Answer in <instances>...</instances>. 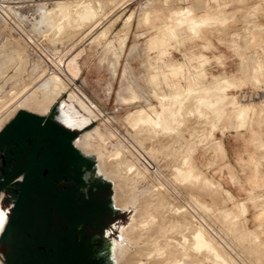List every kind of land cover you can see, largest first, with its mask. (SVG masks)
Masks as SVG:
<instances>
[{"label": "rangeland", "instance_id": "374dc122", "mask_svg": "<svg viewBox=\"0 0 264 264\" xmlns=\"http://www.w3.org/2000/svg\"><path fill=\"white\" fill-rule=\"evenodd\" d=\"M82 1L100 2L102 9L80 32L69 33L66 19L60 21L62 26L59 22L57 26L51 23V27L45 23L48 14L59 10L58 4L69 5L67 10L72 15ZM200 3L204 8L194 15H203L209 25L198 26L196 32L190 31L195 33L192 35L183 24L162 40L159 29L169 22V12ZM146 14L150 15L148 21ZM58 26L62 32L55 36ZM245 34L251 38L246 39ZM154 35L158 41L148 48L149 37ZM162 51L165 54L158 58ZM75 55L79 56V66L72 75L65 64ZM200 57L204 64L198 63ZM53 73L65 84V89L54 96L49 87ZM221 78L229 80L230 88L222 87ZM127 84L135 98L122 103L117 94L126 97L123 90ZM202 86L207 91L200 90ZM14 89L18 96H6ZM174 90L180 91L179 99L172 95ZM219 97L225 100L216 99ZM47 99L45 106L59 104L58 117L62 115L66 122L79 119L74 109L78 99L93 112L96 119L79 131L80 147L90 150L82 139L98 129L105 141L98 155L106 158L118 152L122 157L109 161L117 159L121 178L128 174H124L127 200L135 199L139 205L152 190L165 194L168 206L178 209L172 216L182 217L186 226L184 243L192 262L264 264V171L260 172L264 144L254 130L264 124V0H0V129L16 113L39 115L40 110L30 111L29 107ZM142 108L144 114L153 111L163 117L162 126L159 118V126L135 135L125 124V117ZM232 131H242L252 146L251 150L244 149L243 159L238 157L239 178L227 173L230 183L238 185L235 193L223 183L230 157L222 144ZM128 165L134 167L131 178L127 170L124 172ZM107 195L105 189L104 200ZM162 207L166 205L155 207L153 214ZM56 208L60 211L67 206L57 204ZM132 214L131 209L106 217L104 229L109 230L111 224L125 225ZM91 215L90 211L82 213L84 219ZM59 221L54 219L52 230L37 229L38 234L58 240ZM15 222L2 238L5 244H0L2 264H18L17 244L9 259L5 256L9 235L17 230L13 229ZM196 228L212 240L215 258L210 259L214 253L204 246L195 250L190 245ZM114 257L109 264L123 260ZM68 260L70 264H85L77 255ZM50 261L36 258L29 264Z\"/></svg>", "mask_w": 264, "mask_h": 264}, {"label": "flooded vegetation", "instance_id": "af4514ba", "mask_svg": "<svg viewBox=\"0 0 264 264\" xmlns=\"http://www.w3.org/2000/svg\"><path fill=\"white\" fill-rule=\"evenodd\" d=\"M58 105L55 102L45 115L16 113L0 129V244L16 221L5 256L9 259L17 244L18 264L36 258L70 264L73 255L85 264H109L122 225L111 224L106 230V217L127 210L114 206L111 186L97 173L93 157L74 147L80 132L58 120ZM57 204L67 208L58 211ZM86 211L92 213L89 219L82 217ZM56 218L58 240L40 236L37 229L52 230Z\"/></svg>", "mask_w": 264, "mask_h": 264}, {"label": "bare ground", "instance_id": "6f19581e", "mask_svg": "<svg viewBox=\"0 0 264 264\" xmlns=\"http://www.w3.org/2000/svg\"><path fill=\"white\" fill-rule=\"evenodd\" d=\"M74 5L75 4H73V6ZM68 6L65 8V6H63V5L59 6V4H58L59 10L56 9L58 11H56L55 13L50 12L51 14H48L49 16L48 17L46 16V18H45V20L46 19L48 20L45 23L46 24L48 23V25H50L51 23H52L51 25H54V24L56 25V23L59 22V24L61 25V23H64L63 22L64 19H66V23L70 24V28H71V29H69V30H71V31H69V33L72 32L73 30H76V31H73L74 34H76L75 32H77V29L79 30L78 32H80L82 26H84L85 24L87 25V23H89L90 21H93V19L97 18L100 9H102L100 2L95 1V2L89 3V2H83L82 1L78 4V7H76L77 9L71 15L70 12L67 10ZM202 8H204V6H201V3H200V4L191 5L189 8L180 10L178 12H175V11H173V13L169 12L170 14L168 16V19H166L169 22L167 24L165 23L166 25L164 24L162 29H159L160 31H162V40L166 41L168 38H170L172 36V34L174 32H178L181 25L184 27L183 24L186 25L189 33H191L192 35L194 32H196V30H197L196 28H198V26L208 24L206 22L207 20L205 19V17L203 15L198 17V18H196L194 15L195 11H198ZM70 11H72V10L70 9ZM149 16L150 15H148V14H146L144 16L145 21L149 18ZM60 21H62V22L60 23ZM59 24H57V25H59ZM74 24H76V25H74ZM51 25H50V27H51ZM52 27H54V26H52ZM57 28H59V26ZM194 29H196V30H194ZM66 30H68V29H66ZM180 30L183 31V29H180ZM192 30H194V32H190ZM60 31L61 30L59 28V31H58V33L55 34V36H59ZM55 32H57V31L55 30ZM183 32L185 33V31H183ZM244 33H245V31H244ZM74 34H73V37L75 36ZM78 34L79 33H77V35ZM243 34H242V36H244ZM248 34H245V35H248ZM100 37H102V35L98 36L97 39H99ZM247 37H249V38H246V39L251 38L250 35H248ZM149 38L150 39L148 40V44H147L148 48H153L154 43L156 41H158V37H157V35H154V36L149 37ZM241 38L243 39V37H241ZM244 39H245V37H244ZM52 40L54 41L55 38ZM242 41L245 42V40H242ZM250 41H252V40H250ZM242 44H243V42H242ZM164 54H165L164 51L158 52L157 57L160 58ZM16 56H17V54H16ZM13 58H14V56H13ZM204 60L205 59L200 57L198 59V63L204 64L206 62ZM78 61H79V56L75 55V56L71 57L67 61V63L65 64L67 71L70 74H72V75L76 74V72L78 70V66H79ZM80 61H81V59H80ZM6 62H4V63H6V65H8L9 62L8 61H6ZM174 64H176V63H174ZM172 65H173V63H172ZM170 68H171V66H170ZM176 70H178V69H176ZM176 70H175V72H176ZM180 70L181 69H179V71ZM175 72H172V73L176 74L177 72L176 73ZM2 73H4V72H2ZM254 74H255V71H254ZM17 75H19V74H17ZM122 78L126 82L125 76ZM50 79L51 80L49 82V84H50L49 87L51 89V95H53V96L57 95L65 89V87H64L65 84H63L62 81L57 77L56 73L51 74ZM221 85L224 88H230L231 83L229 82L228 79L221 78ZM13 88H15V87H13ZM206 88H204L202 86L199 89L205 90ZM15 89L17 90V88H15ZM15 89H14V92H11L12 90H10L9 94L6 93V96L10 95L12 97H15L18 93V91H15ZM205 91H207V90H205ZM123 92H125L127 94L126 97H123L120 94H117V99L120 102L130 103L131 100H134V98H135L134 91L130 85H128V84L125 85ZM211 94L212 93H210V95ZM172 95L175 96L176 99L177 98L179 99L180 91L174 90L172 92ZM213 95H212V97H213ZM10 96H8V97L10 98ZM203 97L204 96H202V98ZM203 99H202V101H203ZM216 99L223 100L224 98L221 99L219 97ZM199 100H200V97H199ZM208 101H209V99H208ZM48 102H49L48 99H47V101H45V100L40 101L39 100L34 105L30 106L29 109H30V111L40 110L39 115H45L48 113V111L50 109V106H45L46 103H48ZM181 105H183V104H181ZM74 109H75L76 113H78L80 115L79 119L77 121H75L73 123H71L72 121L66 122L62 115H60L58 117V120L62 123L69 124L76 131L79 132V131H81L82 128L87 127L88 125L93 123V121L96 119V116L93 115V112L87 110L85 108V104L83 103V101H81L79 99L76 101V105L74 106ZM152 110L153 109H151L150 111H152ZM145 111L146 110L144 108H142L140 110L134 111L133 113L127 114L125 117V120H126L125 124L130 125V131L133 132L135 135L142 132V131L148 132L149 127H151L153 125H155L157 127L161 123L160 126H162L161 118H163V117H161L160 115L158 116V113L153 112V111L148 113V114H144ZM159 118H160V120H159ZM158 120L160 123L158 122ZM151 128H154V126ZM149 130H151V129H149ZM92 135H94L101 142V145H99V146L97 145V141L95 140V138ZM87 136H84L82 141L91 147L90 150L82 149L80 147V138H76V140L73 142L74 147L78 151H80L81 153L86 155L87 157L88 156L93 157V159L95 160V167H96L97 173L104 180H106L110 184V186L112 187L111 188L112 189V202H113L114 206L118 209H121V210H131V209L133 210V214L129 218L128 222L125 225L120 227L119 238L113 241V244L111 246V250L109 253L110 254L109 258L113 257L114 255H115L114 259L115 258H117V259L123 258V260L121 262H118L117 264H197L198 263L197 260H196L197 263L191 261L192 256L190 255L189 252H187V247L185 246V243H184V231L186 230V226L182 221L183 220L182 217H180L179 215L178 216H172L173 215L172 212L174 214H176V213H178V211H177L178 209L175 207L168 206L169 205L168 201L165 202V199H167V198H165V194L162 193L160 190H157V191L152 190L150 195L144 196L145 198L141 201V203L139 205H137V202L135 199L127 200L126 194L129 191H125V186H126L125 178L126 177H124V174H125V176H127L128 174L122 173L123 177L121 178L117 174V169H118L117 166L119 163V162H117V159H115L116 161L113 160L114 162L109 161V159H111L112 157L116 158L120 154L118 152H115L113 155L111 154L110 156H108L106 158L102 157L101 155H98L100 146H102V145L104 146V144H105V141H104L102 134L99 132L98 129L94 128L91 133L87 134ZM171 139H172V137H171ZM119 157H120V159H119V161H120L122 157H121V155ZM130 165H128L129 167H127V169H125L124 172H126V170H127V172L129 173V177L131 178V176L133 175V173H131V171H132V169H134V167L131 168ZM178 171H177V173H178ZM133 172H134V170H133ZM180 173H181V171H180ZM134 175H135V173H134ZM136 175H140V174H138V172H137ZM133 187L134 186H132L131 189H133ZM163 203L166 205V208L163 209V207H162L161 211L158 214H153L154 208L159 207L161 205L163 206L164 205ZM227 215L230 217L231 214H227ZM231 217L233 218V215ZM169 233H176V234H175V236L172 237L171 235L169 236ZM191 239H192V241H191L190 245H192L195 250H197V249L200 250V248L202 246H204L206 249H208L209 252L211 251L214 253V255H210V259L211 258L213 259V256L215 258V247H214L215 245L212 244V240L209 239V237H205L203 235L200 228L195 229V232L192 234ZM126 243L128 244V247H127V245H125ZM218 252L219 251H217V253ZM126 253H129V255L127 256ZM217 256H218V254H217ZM216 262L218 263V261H216ZM0 264H2L1 261H0ZM220 264H222V263H220Z\"/></svg>", "mask_w": 264, "mask_h": 264}, {"label": "crops", "instance_id": "0c3cea01", "mask_svg": "<svg viewBox=\"0 0 264 264\" xmlns=\"http://www.w3.org/2000/svg\"><path fill=\"white\" fill-rule=\"evenodd\" d=\"M254 130L258 133V137L260 141L264 144V124H260L259 127L254 128ZM231 133L232 134H230L225 140V142H223L222 144V148L225 152V155L228 154V156L230 157V161L228 160V167L227 169H224L225 174L223 173L222 174L225 175L226 177V178L224 177L223 183L225 184V186L229 191L234 192L235 189L238 188V185H235V183L234 184L230 183L229 179H227V173H229L231 176L232 175L234 176L235 174L236 177H238V175L240 176L238 157H241L243 159L245 157L244 149L251 150L252 146L246 143L247 138L242 133V131H238V133L232 131ZM263 171H264V167L260 170V172ZM244 188H247V186H244ZM242 193L244 194V192Z\"/></svg>", "mask_w": 264, "mask_h": 264}, {"label": "water", "instance_id": "95a60500", "mask_svg": "<svg viewBox=\"0 0 264 264\" xmlns=\"http://www.w3.org/2000/svg\"><path fill=\"white\" fill-rule=\"evenodd\" d=\"M55 111H57V112H58V107H56V108H55ZM58 113H59V112H58Z\"/></svg>", "mask_w": 264, "mask_h": 264}, {"label": "trees", "instance_id": "16d2710c", "mask_svg": "<svg viewBox=\"0 0 264 264\" xmlns=\"http://www.w3.org/2000/svg\"><path fill=\"white\" fill-rule=\"evenodd\" d=\"M20 114H23L22 112H20V113H17V115H20Z\"/></svg>", "mask_w": 264, "mask_h": 264}]
</instances>
